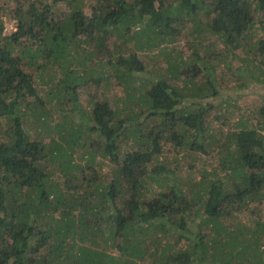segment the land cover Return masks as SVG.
<instances>
[{"label": "trees", "instance_id": "16d2710c", "mask_svg": "<svg viewBox=\"0 0 264 264\" xmlns=\"http://www.w3.org/2000/svg\"><path fill=\"white\" fill-rule=\"evenodd\" d=\"M237 51L264 75V0H0V264H264V217L236 220L264 203V108L223 133L203 105ZM141 53L165 73L144 79ZM112 85L122 104L73 121L81 89ZM165 145L219 166L168 185Z\"/></svg>", "mask_w": 264, "mask_h": 264}, {"label": "rangeland", "instance_id": "374dc122", "mask_svg": "<svg viewBox=\"0 0 264 264\" xmlns=\"http://www.w3.org/2000/svg\"><path fill=\"white\" fill-rule=\"evenodd\" d=\"M3 20L5 21L6 33H9L13 27V21L8 18H3ZM259 37L260 34L258 33L254 36L255 39H258ZM220 50L223 51L222 47L219 46L218 51ZM154 55H158V53H155ZM154 55L152 56L149 54L145 56L144 53H141L140 55V60L142 61L146 72L142 74L144 79H155L157 74L165 73L164 58L162 56V58H156ZM225 61V58H223L222 63L218 66L217 62L213 63V65H216L215 71L212 72V69H209L207 73L205 71V73L202 74L206 79L209 78L213 82L217 81L218 90V95L216 97H210L203 101L204 107H206L212 115H216V113L221 110L223 113L222 115L225 118V121H222V123H225L222 128L223 133L232 131V129L236 128V122L240 117H242L251 127L259 128L261 117L258 113L261 108H264V75L257 67H255L256 64L254 62L243 58V51L235 52V55L231 59L230 57L227 58V62H231V66H228V68L234 76L226 74L228 68L225 66ZM238 66L243 69V73L240 69H237ZM245 66L248 67L247 70L245 69ZM110 71L113 74V71ZM222 71L223 74L221 77ZM141 83V81L138 83L136 82L135 86H138ZM100 88L98 92L92 88L89 90L81 89L79 99L80 111L75 114L73 121L77 123L79 121L86 122L87 120L86 117H84V113H89L90 106L88 104V100L96 99L98 96H102V94L106 97V99L111 100L110 102L112 106L116 100L118 101L116 105L122 104L124 93L121 89L113 87L112 85L109 88V91L106 92L104 89L100 91ZM104 96L102 97L104 98ZM183 102V105H187L189 100L185 99ZM220 103H222L223 106L216 109ZM226 103H228L229 106L225 105ZM208 105H211L214 108L209 109ZM237 108L239 111L236 110ZM133 113L139 114V108H134ZM1 124L2 123L0 122V126ZM215 124L218 125L217 123ZM150 125L152 124H149V126ZM262 132L261 133L264 134V130ZM132 143V140H129L127 145L123 143L122 149L124 151L128 150L132 147ZM170 149L171 147L169 148L168 145L163 146L164 153L160 158L165 164L169 162L171 169H175L173 174L168 175V185H171L175 181H180L183 184V189L186 190L187 184H190L191 186L193 183H197L199 181L202 169L212 171L219 166V161L216 157L213 159L199 154L195 156H187L184 154L175 155ZM98 170L100 175L103 177V180H109L114 171L113 165L107 160H100V167H98ZM151 188L155 189V187ZM189 214L192 215V217L188 218V224L190 228L195 231L198 225L204 221L203 218L205 217H203L201 213L195 216L194 211H191ZM261 217H264V203H256L254 205L251 203L248 208H245V210L238 215L236 220H240L245 226L251 225L254 227V222ZM135 238L136 236L133 234L129 236L131 241Z\"/></svg>", "mask_w": 264, "mask_h": 264}, {"label": "built area", "instance_id": "2783aa9c", "mask_svg": "<svg viewBox=\"0 0 264 264\" xmlns=\"http://www.w3.org/2000/svg\"><path fill=\"white\" fill-rule=\"evenodd\" d=\"M5 31H6V28H5Z\"/></svg>", "mask_w": 264, "mask_h": 264}, {"label": "clouds", "instance_id": "9594fccd", "mask_svg": "<svg viewBox=\"0 0 264 264\" xmlns=\"http://www.w3.org/2000/svg\"><path fill=\"white\" fill-rule=\"evenodd\" d=\"M6 32V31H5Z\"/></svg>", "mask_w": 264, "mask_h": 264}]
</instances>
